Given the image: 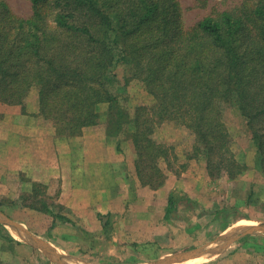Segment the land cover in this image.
<instances>
[{"label":"trees","instance_id":"16d2710c","mask_svg":"<svg viewBox=\"0 0 264 264\" xmlns=\"http://www.w3.org/2000/svg\"><path fill=\"white\" fill-rule=\"evenodd\" d=\"M30 2L23 17L0 0V102L21 103L36 86L41 112L66 136L95 124L98 105L107 103L109 133L130 139L136 173L153 187L165 177L159 161L169 169L177 160L173 145L152 138L166 120L194 134L211 178L233 179L246 169L223 120L228 102L246 120L264 175V0H241L191 26L179 0ZM116 56L128 67L126 79L141 81L153 104L133 114L120 104L112 90ZM178 202L169 198L168 217Z\"/></svg>","mask_w":264,"mask_h":264},{"label":"crops","instance_id":"0c3cea01","mask_svg":"<svg viewBox=\"0 0 264 264\" xmlns=\"http://www.w3.org/2000/svg\"><path fill=\"white\" fill-rule=\"evenodd\" d=\"M30 93L21 103H0V196L4 191L12 196V219L52 246L64 264H149L162 258L152 246L161 245L163 238L172 243L168 255L181 252L172 242L176 233L166 214L169 198L179 200L171 213L193 212L197 183L209 179L205 170L193 172L190 159L179 175L164 169L161 185L144 184L136 173L132 142L123 133H109L106 111L98 110L99 120L84 126L79 135L66 136L41 112L37 90ZM182 199L192 205H181ZM19 214L24 215L22 220L16 217ZM45 216L51 218V233L80 254L36 234L31 226L40 228ZM107 245L128 249L131 256L115 261Z\"/></svg>","mask_w":264,"mask_h":264},{"label":"rangeland","instance_id":"374dc122","mask_svg":"<svg viewBox=\"0 0 264 264\" xmlns=\"http://www.w3.org/2000/svg\"><path fill=\"white\" fill-rule=\"evenodd\" d=\"M5 1L19 16L27 17L32 12L30 0ZM240 1L179 0L186 26L195 24L205 15L234 7ZM118 56H116L117 61L113 68L118 79L112 90L119 97L120 104L126 108L129 114H133L136 106L153 104L154 97L146 90L141 81L135 79L128 81L126 79L129 73L128 67L118 59ZM34 88L38 93L36 86H32L30 90ZM30 90H28L26 97ZM32 94L30 93L28 97L30 102L33 98ZM102 105L103 107H101ZM107 106V103L103 102L98 105V110L104 111V114L105 111H108ZM223 108V120L231 135V149L235 158L240 163L246 164V169L236 178L232 179L226 173L214 178L209 176L204 160L205 155L196 152L193 146L195 143L194 134L184 125L166 120L158 124L152 133V138L156 142L174 146L173 152L176 154L177 160L173 161L174 164L169 169L173 170L175 174L179 175L181 171L185 170L189 164L188 160L191 159L193 172L203 169L209 176V179H205L202 185L200 181L197 183L199 196L196 199L197 204L193 212L185 213L182 210H176L171 213L172 224L175 226V231L171 232L176 233L172 237V242H175L177 249L181 251L207 244L210 248H214L219 236L228 234L238 227L264 222V175L257 164V146L252 141L246 120L240 112L228 102L223 103ZM168 137H172L174 140L168 141ZM176 152L184 158L179 159ZM190 153L193 156L189 155ZM201 163L204 166L201 165L202 167H200ZM159 165L163 169H168L164 160H160ZM4 192L5 195L0 196V208L11 209L5 214L12 218V196L7 194L8 191ZM45 199L50 200L47 197ZM181 205L186 207L192 204L182 199ZM58 211H62V207ZM16 217L22 220L24 215L19 214ZM43 218L40 220L41 227L38 229L29 224L34 231H37L36 234L42 233L44 237H48V240L60 247L80 254L78 250L72 251V245L62 244L57 238L58 236L51 233V218L49 216ZM160 241L162 243H160L161 245L157 244L158 247L152 246V252L163 257L168 255L169 251L172 252L173 248L172 243L170 244L164 238ZM107 247V251L113 253L115 261L116 259L125 260L131 256V251L128 249L116 248L115 246L112 248L109 245ZM156 247L159 252H156ZM41 253L38 249L36 251L35 248L27 247L21 237L18 235L16 237L11 230L0 223V264H58L41 255ZM81 256L83 257L82 254ZM204 259L201 262L185 264H264V232L254 231L240 235L235 240L228 242L219 253H210Z\"/></svg>","mask_w":264,"mask_h":264},{"label":"water","instance_id":"95a60500","mask_svg":"<svg viewBox=\"0 0 264 264\" xmlns=\"http://www.w3.org/2000/svg\"><path fill=\"white\" fill-rule=\"evenodd\" d=\"M0 223L11 230L13 233L21 237L25 242L30 245L38 248L43 251L51 260L55 262H60L62 264L63 261L59 253L50 246L47 242L39 238L38 236L31 233L29 230L24 228L20 223L14 221L12 218L7 216L4 212L0 210ZM254 231H263L264 232V222H260L258 224H253L245 227H238L234 231L219 236L216 239V247L210 248L209 245H202L190 250H184L181 252L169 254L163 256L161 259L150 262L149 264H173V263H183L190 259L199 258L201 256L209 255L210 253H219L222 248L230 241L235 240L240 235H244L246 233L254 232ZM77 264H86V263H77Z\"/></svg>","mask_w":264,"mask_h":264},{"label":"bare ground","instance_id":"6f19581e","mask_svg":"<svg viewBox=\"0 0 264 264\" xmlns=\"http://www.w3.org/2000/svg\"><path fill=\"white\" fill-rule=\"evenodd\" d=\"M205 259L203 257H200V258H195V259H191V260H188L186 262H183V263H178V264H185V263H197V262H201V261H204Z\"/></svg>","mask_w":264,"mask_h":264}]
</instances>
